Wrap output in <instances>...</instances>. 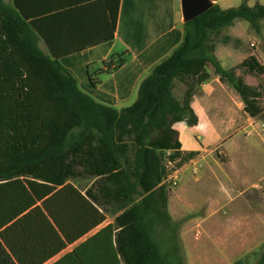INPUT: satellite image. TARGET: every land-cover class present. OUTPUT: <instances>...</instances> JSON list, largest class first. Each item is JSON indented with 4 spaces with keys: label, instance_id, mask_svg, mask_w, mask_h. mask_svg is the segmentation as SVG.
<instances>
[{
    "label": "trees",
    "instance_id": "trees-1",
    "mask_svg": "<svg viewBox=\"0 0 264 264\" xmlns=\"http://www.w3.org/2000/svg\"><path fill=\"white\" fill-rule=\"evenodd\" d=\"M237 21L260 33L264 5L216 4L184 24L181 45L142 81L135 103L117 110L83 92L41 50L29 18L0 0V264H46L75 244L53 264H187L184 221L172 217L164 184L165 162L181 157L174 126L198 124L192 100L210 67L250 116L264 110L261 85H248L215 55ZM125 63L114 54L97 73ZM240 67L264 75L255 56ZM176 83L185 86L180 99ZM82 177L94 180L85 192L70 183ZM108 216L114 221L89 236Z\"/></svg>",
    "mask_w": 264,
    "mask_h": 264
},
{
    "label": "crops",
    "instance_id": "crops-1",
    "mask_svg": "<svg viewBox=\"0 0 264 264\" xmlns=\"http://www.w3.org/2000/svg\"><path fill=\"white\" fill-rule=\"evenodd\" d=\"M222 1H228L217 0L224 9ZM254 2L249 6L262 4L261 0ZM4 3L29 18L41 50L59 58L76 76L83 92L117 110L135 103L142 81L181 45L185 34L176 0ZM237 23L223 31L221 39L245 41L244 34L235 29ZM114 54H125V65L113 73H97L105 69L103 63ZM215 55L225 70H235L250 86L260 85L259 78L264 75L247 72L240 65L255 56L264 66V50L248 53L232 43L220 42ZM209 73L210 79L192 100L198 124L188 126L183 122L174 126L182 148L179 159L165 162L166 169L172 163L179 174L169 210L173 215V205L179 210L191 203L205 207L200 219L205 225H200L205 243L197 245L187 228L181 231L189 264H236L264 243V192L258 190L264 179L254 173L261 167L264 153V110L256 117L250 116L237 91L223 82L213 68ZM91 74L99 79V85H93ZM234 219L240 220L238 225L226 228V220ZM61 254L46 264H53L64 255Z\"/></svg>",
    "mask_w": 264,
    "mask_h": 264
},
{
    "label": "rangeland",
    "instance_id": "rangeland-1",
    "mask_svg": "<svg viewBox=\"0 0 264 264\" xmlns=\"http://www.w3.org/2000/svg\"><path fill=\"white\" fill-rule=\"evenodd\" d=\"M227 1H228L227 3L223 2V1L221 3V6L224 9L232 8V7H239L242 3H247L248 5H252V4L254 5L255 4V2H254L255 0H227ZM261 1H262L261 3L264 5V0H261ZM176 5L178 6V8H180L181 1L176 0ZM237 22H236L237 25H236L235 29L239 34H244L246 40L240 41L239 39L234 38V39H232L231 43L235 47H237V48H239L245 52H248V53L258 54L261 49L264 50V21H262V23H261L262 24V30L260 33H256L255 31H253L251 29L250 25L245 21H237ZM229 29L230 28L226 29L225 31L227 32V31H229ZM223 34H225V33H223ZM222 37H223V35L220 36V38H222ZM253 44H255V45H253ZM259 84L261 85V87L263 89L262 90L263 91V97L261 99V102L264 105V77L259 78ZM184 91H185V86L181 83H176L175 94L179 99L182 97V94ZM262 158L263 159H262L261 167H259L258 170L255 171L254 173L256 175H258L259 178L264 179V153L262 155ZM170 173H171V170L166 169V174H165L164 180L169 176ZM70 183H72L74 186H76L82 192H85L89 187H91V185L94 183V180L92 178L82 177V178L73 179L70 181ZM259 185H260V187L258 190L260 191V193H263L264 192V181H260ZM169 190H170L169 191V200H170V196L174 197V191L176 189L169 187ZM176 206L177 205H173L172 212L174 214L173 215L171 214L172 217L174 219H175V217H178L175 220L184 221L182 230L187 228L188 232H190L192 234V238H193L194 243H196L197 245H203L205 243L206 237H205L204 230L201 226L202 225L205 226V225H204V222L200 219H201V215H203L206 211L205 207L202 204H200L198 206V204H196V203L195 204L191 203L189 205L190 207H187L184 210H179ZM113 221H114V217L108 216L107 221L103 225L98 227L96 230H94L92 233H90L89 236L92 235L93 233H95L96 231H98L99 229H101L103 226H106V225L112 223ZM239 222H240V220H236V219L226 220L225 226H226V228L235 227L238 225ZM263 226H264V224H263ZM198 228H200V230H201V237L199 239H196L195 233H196V230ZM263 238H264V233H263ZM85 239H86V237L83 238L81 241H83ZM74 246L75 245L70 246L62 254H65V253L71 251ZM263 251H264V243L261 246V248L253 250L247 256H245V258L243 257V259H241V260L244 262V264H257L259 262L261 256H262V254H263ZM186 262H187V264H189L187 257H186Z\"/></svg>",
    "mask_w": 264,
    "mask_h": 264
},
{
    "label": "water",
    "instance_id": "water-1",
    "mask_svg": "<svg viewBox=\"0 0 264 264\" xmlns=\"http://www.w3.org/2000/svg\"><path fill=\"white\" fill-rule=\"evenodd\" d=\"M181 22L186 24L217 4V0H180Z\"/></svg>",
    "mask_w": 264,
    "mask_h": 264
},
{
    "label": "built area",
    "instance_id": "built-area-1",
    "mask_svg": "<svg viewBox=\"0 0 264 264\" xmlns=\"http://www.w3.org/2000/svg\"><path fill=\"white\" fill-rule=\"evenodd\" d=\"M168 169L171 170L169 176L164 180V184L168 186V188H175L179 184V174L178 170L174 167L172 163L168 164ZM201 237V230L198 228L195 233V238L199 239Z\"/></svg>",
    "mask_w": 264,
    "mask_h": 264
}]
</instances>
